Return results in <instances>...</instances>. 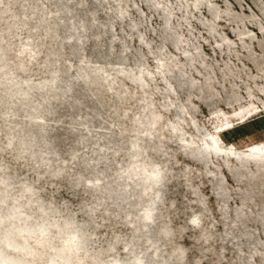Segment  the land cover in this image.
<instances>
[{"label":"rangeland","instance_id":"1","mask_svg":"<svg viewBox=\"0 0 264 264\" xmlns=\"http://www.w3.org/2000/svg\"><path fill=\"white\" fill-rule=\"evenodd\" d=\"M195 4L200 3L0 0V45L5 64L0 66V80L4 73L12 74L0 85V182H7L16 191L25 184L36 188L41 198L77 219L88 233L87 242L100 264L116 257L128 259L134 253L143 259L147 254L152 264H188L193 255L196 264H204L200 255L207 259L209 253L218 255L223 264H259L257 256L264 251V169L260 170L261 165L247 166L246 172L263 175L254 183L232 173L242 167H232V171L226 167V163L237 165L235 160L212 161L211 155L197 159L188 154L187 148L194 140L199 143L190 146L213 147L208 142L218 125L214 119H227L222 110L233 121L227 125L231 130L218 134L221 146L236 148L228 154L244 156L253 153L246 151L249 146H264V0H205L198 8ZM167 8L172 11L169 30L162 19ZM65 12L70 19H65ZM170 33L180 36L182 42L174 46L167 38ZM189 54L192 62L185 58ZM121 56L129 58L124 65L127 70H132L136 62L142 63L146 69L144 84L116 73L121 68ZM167 57V61L174 59L186 76L194 78L196 85L185 84L186 77L174 71L169 78L174 79L177 95L168 94L159 68ZM82 63L106 65L108 79L99 81L97 87L74 81L76 68ZM208 69L213 74L210 89L204 87ZM55 71L63 79L73 80L71 90L80 95V101L67 96V88L60 86L58 91L64 97L46 102L53 112L40 121L45 127L31 126L34 134L44 137L46 147L57 153H41V157L51 158L48 167L38 162L37 154L25 151L17 137L18 128L28 124L17 104L9 113L3 111L14 96L17 82L39 84ZM98 88L100 99L96 96ZM124 89L131 94L121 99ZM175 97L189 106L183 118L172 102ZM149 105L161 113L159 122L149 121ZM250 109H254L253 119L236 121ZM134 115L146 122H133ZM165 123H177L185 134L173 135L164 128ZM152 125L162 128L165 136L150 138L142 133ZM159 139L163 144L157 142ZM137 140L139 146L134 145ZM136 152L141 154L136 157ZM134 161L139 162V172L155 167L163 175L144 194L139 185L143 175L127 177ZM219 163L223 166L217 167ZM145 182L144 186L150 185L149 180ZM158 192L161 197L151 207L153 218L142 220L143 225L137 223L150 202L157 200ZM194 215L198 227L193 225ZM165 224L172 229V238L161 231ZM237 231L243 233V240L235 238ZM152 241L158 244L157 253ZM180 252L183 258L178 256ZM159 259L164 263H158ZM130 264L139 263L132 260Z\"/></svg>","mask_w":264,"mask_h":264},{"label":"bare ground","instance_id":"2","mask_svg":"<svg viewBox=\"0 0 264 264\" xmlns=\"http://www.w3.org/2000/svg\"><path fill=\"white\" fill-rule=\"evenodd\" d=\"M193 1H198L200 4H203L205 0H193ZM156 4H154V5H156ZM200 4H198V5L195 4L194 5L195 8H198ZM151 5H152V3H151ZM154 5L152 7H154ZM35 6L33 8H35ZM63 8H65V7H63ZM68 11H69V9H68ZM208 11L210 13H214L213 8L212 9L209 8ZM162 19H163V24L169 30V27L171 25V20H172V11L167 8L165 10L164 14L162 15ZM72 23H74V22H72ZM75 27H76V25H75ZM133 27L136 28V24H134ZM211 29L213 30V28H211ZM66 38H67V36H66ZM167 38L170 39V41L172 42V44L174 46H177V45H179L180 42H182L181 37L178 36L175 33H170ZM229 46L230 45L226 44V47H229ZM163 48H164V46L159 47V49H161V50ZM3 57H4V50L2 49V47L0 45V66H5V64H4L3 60H2ZM168 57L166 59H163V62L160 64V67H159L160 68V73L163 74V78L165 79V81L167 83L166 89H167L168 94H172V95L176 96L177 95L176 88H175L176 84L173 82L174 79H172V77L169 78V76H172V75H169V74L173 73L174 71H179L180 74L182 73L186 77L185 84H188L190 86H195L196 82H195L194 78L185 75L184 70L182 68H180V66L178 65V63L174 59H171V61H167ZM185 58L190 60L191 62L194 60L192 54L186 55ZM128 59H129L128 57L122 58V56L120 58H118V64L121 66V68L116 70V73L117 74L118 73L124 74L127 78H129L132 81H136V82L137 81H142L143 84H144L146 80L144 79L145 75L143 76V73H144V71L146 69L143 68L144 66L142 65L141 62L140 63L136 62V66H133L132 70H129V69L127 70V68H125L124 65L126 64V61ZM82 62L89 63L86 60H82ZM136 69H137V71H136ZM6 73H4L2 75V78L0 80V85H1V83L6 82L8 79L12 78V74L10 72H6ZM75 74L76 75H75L74 81H75V79L82 80L88 86H94V87H97L99 85V81H103V80H107L108 79V69H107L106 65H104V64H99V65L93 66V65H88V64L86 65V64L82 63L76 68V73ZM63 77L64 76L59 74L58 71H55L49 80H47L45 82H42V83H39V84L32 83V82L25 83L24 81L23 82H17L14 85V87H13L14 96L11 97V99L8 101L7 106H6V110L3 111L4 113H9L11 111V109L13 108V106H14L13 104H15V103L17 104V107L21 109L20 110L21 111L20 113H22L21 115H24V117L27 118V123H28L25 127L18 128L20 134H18L17 137L19 138L20 143L24 146L23 149H25V151H31L32 153L37 154L38 162H42L45 165H47L48 167L52 165V160H51V158H49L47 156L46 157H44V156L41 157V153L42 154H57V153L52 151L50 148L46 147V145H45L46 142H45L44 137L39 136L37 133L34 134V132L31 130V126H35L36 124H43V125H39L41 127H39L37 125L38 128L39 129H43L45 127V124L44 123H40V121L43 122V120L46 119V113L53 112V110L50 107H48V105H46V102L48 100L52 99V98H57V97H61L62 98V97H64V93H61V92L58 91V88L60 86L61 87L63 86V87L67 88V91H66L67 96H71L77 102L80 101V95L77 92L75 93L74 91L71 90V87L73 86V83H72L73 80L71 78H70L71 80L70 79L65 80V79H63ZM212 79H213L212 70L208 69V76H207V80H206V83H205L206 86H204V87H208V89L212 88L213 87ZM143 84H140V85L144 86ZM180 85H181V83H180ZM70 90L72 91V93H70ZM101 94H102L101 89L98 88V90L96 92V96H98L99 99L101 98ZM130 94H131V92L128 89H124V90L121 91L120 97H121V99H124L126 96H128ZM233 97L237 101L238 94L235 93L233 95ZM177 100H178V97H177ZM177 100H176V97H175L172 100V102H173V104L175 105L176 109L179 112L178 116L180 118H183V116L185 114L189 113V106L186 105V104H182L180 102H177ZM252 103L255 104L256 101L253 100ZM118 106L120 108V105H118ZM74 107H75V109H77V111L79 110L78 105H76ZM260 108H262V106H260ZM116 109H117L116 111L120 110L118 108H116ZM146 109L148 110V115L150 116L149 121H152L154 123L156 120H158L160 117H162L161 113L155 112L152 106L149 105V107L146 108ZM196 111L197 110L194 109V112H196ZM20 113H17V112L15 113L13 111L14 115H18ZM221 114L226 116L227 119L224 120L222 116H217L214 119V123H217L218 125L215 128L216 131L211 134V140H210L211 142L210 141L208 142V144H211V145L214 144L213 147H210V148L202 147V148L199 149L196 146H190L191 144L195 145V144L199 143L197 140L190 141L191 144L187 145V148L190 147V150H188V154L190 156H192V157L197 158V159H205V158H207V157H209L211 155L212 161H215V158H220V159L222 158L225 161L233 159L236 162H238V164L237 165H230V164L226 163V167L230 169L232 167L239 166V167H242V169H243L241 171H232L230 169L233 174H235L236 176L240 177L241 179L251 180V182H254V183L257 182L259 176H263V175L256 176V175L251 174L250 172H246L245 169H247V166L249 164H252V165H255V166L256 165H261L260 166V170L264 169V159H253L252 155H250V154H253V153H248V154H246L244 156H238V155L234 156V154L232 152H229L231 154H228L229 150L236 149V148L232 147V146L231 147H223V146H221L220 143H219V140H218V134H219V132L222 133V132L231 130V128H229V126H227V125H228V123L233 122V121L230 120L229 116H227V113H226L225 110H222ZM218 115H220V114H218ZM254 117H255L254 116V109H250L248 112L244 113L241 117L237 118L236 121L237 120H243V119L246 118L245 122H248L249 120L253 119ZM131 119H132L133 122H137L138 124L146 122L141 117H138V115L132 116ZM192 120L195 121V118L192 117ZM159 121L160 120H158V122ZM158 122H157V125H160L161 122L159 124H158ZM177 123H172V124L165 123L164 128L165 129H169L172 132L173 135L181 137L182 134H185L184 133L185 130L183 129V127H180L179 125H177ZM194 127H196V129H198L197 128L198 125L195 124V123H194ZM162 130H163L162 128H158L156 126L154 127L152 125L151 127L144 129L142 131V133H147L150 138H153L154 136L160 137V136L164 135ZM11 140L12 139L10 138L7 141V145H9L11 143ZM157 142H159V144L160 143L163 144L162 139L157 140ZM134 145L135 146H139L138 140L135 141ZM254 148L259 150V152L255 153L254 155H259L260 153H264V146H259L257 144L249 146V148H246V151L252 152V150ZM218 149H220V150H222V151H224L226 153L225 154H223V153L220 154L217 151ZM165 153L168 154V151L165 150ZM140 154H141L140 152H136V153H134V156L138 157ZM138 166H139V162L138 161L132 162V164L130 165V167L128 169L129 170V174H128L127 177L128 178H130V177L133 178L135 175L138 176V175L142 174L143 177H140L139 185L142 187V193L144 194L146 192V190L151 188L152 182L154 181V183L158 184L160 182V180L163 178V175H161L159 173V170H157L155 167L153 169L144 168V169H142L139 172L137 170ZM219 166L222 167L223 164L219 163L217 165V167H219ZM147 171H148V173L144 176V173L147 172ZM244 175H247V178L244 177ZM146 180L150 181V183H149L150 185L144 186L145 185L144 183H146L145 182ZM104 191L108 192V188L105 187ZM160 197H161V192H158L156 194V199L157 200L150 202V204L144 210V213H143V215L141 217V220L137 221V223H141V225H143L144 222L142 220H151L153 218L154 209L151 208V207H153L155 205V203L158 201V199H160ZM246 197L247 196H244V198H246ZM205 200L206 199L203 200L204 203H206ZM243 203H244V201L241 204H243ZM197 218L198 217L196 215L192 216V220L193 221H196ZM193 225L198 227L200 224L199 223H194ZM161 231L163 233H165L168 237H170V238L173 237L172 229L169 227L168 224L163 225ZM208 239H210V235L208 237H206L204 241L207 242L206 240H208ZM151 247L154 248V251L157 253L158 244L156 242L152 241L151 242ZM178 256L183 258L185 255L182 252H180ZM96 258H97V260L99 259L98 257H96ZM132 260H135L139 264H146L144 259H143V256L140 255L139 253H134L130 258H128V261H130V263H131ZM143 261H144V263H143ZM158 263H164V260L163 259H159ZM108 264H123V263H122V260H120V259H118L116 257L111 262H109Z\"/></svg>","mask_w":264,"mask_h":264},{"label":"clouds","instance_id":"3","mask_svg":"<svg viewBox=\"0 0 264 264\" xmlns=\"http://www.w3.org/2000/svg\"><path fill=\"white\" fill-rule=\"evenodd\" d=\"M88 233L27 184L0 182V264H99Z\"/></svg>","mask_w":264,"mask_h":264},{"label":"snow or ice","instance_id":"4","mask_svg":"<svg viewBox=\"0 0 264 264\" xmlns=\"http://www.w3.org/2000/svg\"><path fill=\"white\" fill-rule=\"evenodd\" d=\"M56 6V5H54ZM61 7H64L63 5H61ZM65 19H70V17L68 16L67 12H65ZM75 19L79 20V16H76ZM57 23H59V21H57ZM65 31H68L67 26H65ZM253 154L252 158L253 159H264V153H260L259 155H254L255 153H258L259 150L258 149H253L252 150ZM262 203H264V199H262L261 201ZM193 223H195V221H193ZM251 235H255V233H252ZM235 238H239L241 240H243V233L240 231H237L235 234ZM234 238V239H235ZM123 251V250H121ZM233 251H235V249H233ZM246 251L251 254V248L246 249ZM144 255V260L146 261V264H152V260L151 257L148 256L147 254H143ZM123 264H130V261H128V259L126 257H121ZM247 261V257L245 258ZM200 260L202 262H204V264H223V260L218 258V255L216 254H212L209 253L207 259H205V257L201 254L200 255ZM257 260L259 262V264H264V251H262L258 256H257ZM188 264H196L195 262V255H193L192 257H189L188 260Z\"/></svg>","mask_w":264,"mask_h":264}]
</instances>
